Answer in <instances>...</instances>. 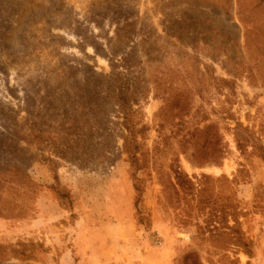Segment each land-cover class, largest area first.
Here are the masks:
<instances>
[{
	"label": "rangeland",
	"instance_id": "374dc122",
	"mask_svg": "<svg viewBox=\"0 0 264 264\" xmlns=\"http://www.w3.org/2000/svg\"><path fill=\"white\" fill-rule=\"evenodd\" d=\"M6 165L0 264H264V0H0Z\"/></svg>",
	"mask_w": 264,
	"mask_h": 264
},
{
	"label": "trees",
	"instance_id": "16d2710c",
	"mask_svg": "<svg viewBox=\"0 0 264 264\" xmlns=\"http://www.w3.org/2000/svg\"><path fill=\"white\" fill-rule=\"evenodd\" d=\"M112 49V48H111ZM112 53V51L110 52ZM115 55V53H113ZM110 61V67H111V73L109 76H112L113 79L115 78H121L125 75H127L132 68V59L128 56L120 57V64L114 63L111 58H108ZM119 67H121L119 70ZM137 95H142L144 97V94H140L139 91L136 89H130L129 92V98L127 97H122L120 96V107H121V112H122V118H123V126L125 128L126 133H122L121 137L123 139L122 142V148L123 151L128 154L129 158L132 160L137 159V149H138V140L137 136L139 133L142 132V129L137 128L135 125L139 123L134 120L135 115L139 114V111L137 108H134L133 105L136 104L139 106V99L137 98ZM10 170H15L17 172H20V170L17 167L11 166V165H6L5 167H0V175L6 174ZM26 172H22V175H25ZM1 177V176H0ZM57 180V178H56ZM62 188V186H60ZM60 197H65L66 196V191L61 190L60 191Z\"/></svg>",
	"mask_w": 264,
	"mask_h": 264
}]
</instances>
